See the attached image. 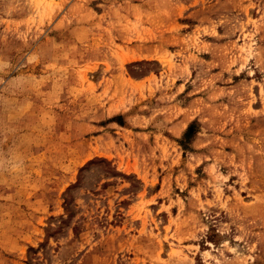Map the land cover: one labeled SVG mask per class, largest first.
I'll return each mask as SVG.
<instances>
[{
    "label": "rangeland",
    "instance_id": "374dc122",
    "mask_svg": "<svg viewBox=\"0 0 264 264\" xmlns=\"http://www.w3.org/2000/svg\"><path fill=\"white\" fill-rule=\"evenodd\" d=\"M0 264H264V0H0Z\"/></svg>",
    "mask_w": 264,
    "mask_h": 264
},
{
    "label": "trees",
    "instance_id": "16d2710c",
    "mask_svg": "<svg viewBox=\"0 0 264 264\" xmlns=\"http://www.w3.org/2000/svg\"><path fill=\"white\" fill-rule=\"evenodd\" d=\"M193 126H194L193 122L188 125L186 131L183 133L182 140L187 139L193 133Z\"/></svg>",
    "mask_w": 264,
    "mask_h": 264
}]
</instances>
